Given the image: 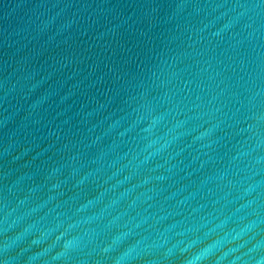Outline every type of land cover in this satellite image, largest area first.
I'll use <instances>...</instances> for the list:
<instances>
[{"label": "water", "instance_id": "water-1", "mask_svg": "<svg viewBox=\"0 0 264 264\" xmlns=\"http://www.w3.org/2000/svg\"><path fill=\"white\" fill-rule=\"evenodd\" d=\"M0 264H264V0H0Z\"/></svg>", "mask_w": 264, "mask_h": 264}]
</instances>
